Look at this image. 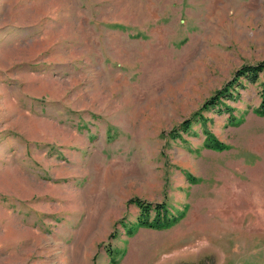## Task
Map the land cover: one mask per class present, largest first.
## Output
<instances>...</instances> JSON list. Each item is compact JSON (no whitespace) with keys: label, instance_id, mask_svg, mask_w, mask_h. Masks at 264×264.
Returning a JSON list of instances; mask_svg holds the SVG:
<instances>
[{"label":"rangeland","instance_id":"374dc122","mask_svg":"<svg viewBox=\"0 0 264 264\" xmlns=\"http://www.w3.org/2000/svg\"><path fill=\"white\" fill-rule=\"evenodd\" d=\"M261 62L264 0H0V264H264Z\"/></svg>","mask_w":264,"mask_h":264},{"label":"trees","instance_id":"16d2710c","mask_svg":"<svg viewBox=\"0 0 264 264\" xmlns=\"http://www.w3.org/2000/svg\"><path fill=\"white\" fill-rule=\"evenodd\" d=\"M263 73L264 75V62L259 63L258 65H244L243 67L239 68L233 75V78L226 82L221 88H218L208 99L205 100L202 109H207L210 107H215L217 104L221 102L223 98L232 99L234 97V91L236 89L235 86L238 84L242 85L241 79L245 78L251 82H256L259 79V75ZM261 103L256 108V113L260 116L264 117V79L262 81V91H261ZM229 109V107H228ZM203 115V114H202ZM201 111L197 110L193 113V115L189 118H186L179 127H183V129H188L190 126V123L193 122V120L197 119L198 117H202ZM182 129V130H183ZM179 132L178 128L172 129V134ZM208 147L216 150H225L228 148V145L224 143L223 141H220L216 138L210 139L207 144ZM132 203H135L140 209L141 214L139 216L138 225L140 227H149L154 229H166L175 223H177L181 215L169 217L167 214V210L165 212V217L161 218L162 213L165 211V205L163 203L158 204L153 209H156L158 212V215L155 219H150V213L152 211V205L150 203H146L141 198H132ZM168 217V218H167ZM136 230V227L132 228L130 230V233H134ZM113 237V234L110 235V238ZM113 264L118 263L117 259L111 260Z\"/></svg>","mask_w":264,"mask_h":264},{"label":"crops","instance_id":"0c3cea01","mask_svg":"<svg viewBox=\"0 0 264 264\" xmlns=\"http://www.w3.org/2000/svg\"><path fill=\"white\" fill-rule=\"evenodd\" d=\"M40 237V242H41V245H43L44 241H45V237L43 235L39 236Z\"/></svg>","mask_w":264,"mask_h":264}]
</instances>
